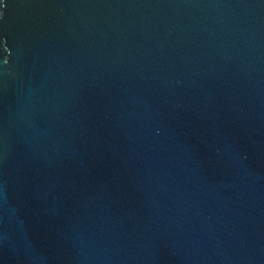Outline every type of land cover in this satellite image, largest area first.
I'll return each instance as SVG.
<instances>
[{
    "label": "water",
    "instance_id": "95a60500",
    "mask_svg": "<svg viewBox=\"0 0 264 264\" xmlns=\"http://www.w3.org/2000/svg\"><path fill=\"white\" fill-rule=\"evenodd\" d=\"M0 264H264V0H0Z\"/></svg>",
    "mask_w": 264,
    "mask_h": 264
}]
</instances>
